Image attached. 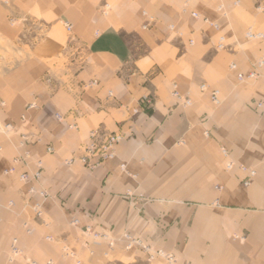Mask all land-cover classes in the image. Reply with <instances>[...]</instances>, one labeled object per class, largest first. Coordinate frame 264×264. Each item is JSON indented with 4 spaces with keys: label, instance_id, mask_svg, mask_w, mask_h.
<instances>
[{
    "label": "crops",
    "instance_id": "obj_1",
    "mask_svg": "<svg viewBox=\"0 0 264 264\" xmlns=\"http://www.w3.org/2000/svg\"><path fill=\"white\" fill-rule=\"evenodd\" d=\"M184 1L0 4V123L13 127L0 134V264H75L63 246L79 264H166L125 250L124 234L176 264H264V115L255 107L264 101V65L254 66L264 38H245L249 28L264 34L256 9L264 0H191L183 12ZM256 70L259 78L237 79ZM97 129L124 139L114 159L88 170L74 156ZM37 161L39 183L18 180ZM86 227L109 238L91 255ZM13 240L21 255L9 262Z\"/></svg>",
    "mask_w": 264,
    "mask_h": 264
},
{
    "label": "built area",
    "instance_id": "obj_2",
    "mask_svg": "<svg viewBox=\"0 0 264 264\" xmlns=\"http://www.w3.org/2000/svg\"><path fill=\"white\" fill-rule=\"evenodd\" d=\"M191 0H185L184 4H183V12L187 11L188 5L190 3ZM210 1H217V0H210ZM238 3H235V5ZM104 8L108 9V5H106ZM218 10H221V6H218L217 8ZM256 9L259 12H263L264 11V6H262L260 3H258L256 5ZM192 17L194 18H198L199 15L195 12H191L190 14ZM147 21L148 23H153L154 20L151 17H147ZM204 22L209 24L211 27H213L214 29H218V25L215 23H210L208 22L206 19H204ZM65 28L67 30V32H69L71 30V27L67 24H65ZM172 28V27H170ZM245 38L247 41H259L262 40L264 38V34L262 32L256 31L253 28H249L247 29L246 33H245ZM224 39L223 37H220L217 41V45L216 48L218 50H224L226 48V45L224 43ZM264 65V52L261 53L260 57L257 59L256 63H255V68H261ZM235 65L232 64L230 65V69H234ZM260 75L259 73L256 71H253L251 73H249L246 77L243 76L242 74H238L237 75V79L239 81H244V80H248V79H255V78H259ZM262 82L264 84V77H262ZM92 86L96 85V82L90 83ZM90 86V85H89ZM206 88L205 85H201L200 86V90L204 91ZM109 96H111V94H109ZM173 96L176 98H180L178 93L176 91L173 92ZM210 100L211 102L216 105L219 103V99H218V92L217 91H212L210 94ZM185 105L189 104V101L186 100ZM256 109L264 115V101H258L255 105ZM56 118L59 121L63 120V117L59 114L56 115ZM9 127V125L6 126H1L0 125V132L2 131H7V128ZM124 136L119 133V132H110L107 131L106 129H97V130H93L89 133L88 137H87V141L85 143H83L77 150L76 152V156H74L85 168L89 169V170H94L98 167H100L103 163L114 159L115 157V153H116V148L117 146L123 141ZM47 153H51L53 152L52 148L48 147L46 149ZM223 154L226 155V151L223 150ZM70 158L68 160H65L64 163L66 165H71L75 158ZM21 162L20 159H15L14 164L15 163H19ZM233 167L232 163H228L226 165V170H230ZM41 163L40 161L36 162V170L33 173H21L19 175V179L20 181L24 182V183H39L40 178H41ZM121 168L123 169L124 166L122 165ZM240 169L242 171H246L248 172L249 177H253L254 176V171L253 170H247L244 167H240ZM15 171V167L12 166L9 169L5 170V174H9V173H13ZM244 186H248L249 185V181L246 180L243 182ZM35 189L34 187H30L28 189V193L32 194L34 193ZM38 194L41 198H46L47 194L45 191L40 190L38 191ZM10 206H12V203L10 202ZM33 212L35 217L40 218L42 215V209H41V204L40 203H36L33 205ZM262 218L264 220V213L262 215ZM78 224V220L77 219H73L71 221V225L72 226H76ZM25 231L26 233H30V230L27 228V225H24ZM85 232L86 234L92 235L93 239L96 241V243L100 240H109V238L105 235V234H97L91 231L90 227H86L85 228ZM92 232V234H91ZM122 241L124 243H126V249H130L133 247V245H137L138 247L142 248L145 251H149V247L144 245L142 242L132 238L129 234H124L122 235ZM113 242L112 241H108V246L109 248H113ZM65 250V249H64ZM21 254L20 250L17 248L16 246V241L13 240L11 247H10V260H14L17 257H19V255ZM157 254H159L160 256L162 255V253L159 251ZM167 257V256H166ZM169 262L171 263L173 261L172 257H168ZM30 264H35L34 262H30ZM50 264V263H47Z\"/></svg>",
    "mask_w": 264,
    "mask_h": 264
},
{
    "label": "rangeland",
    "instance_id": "obj_3",
    "mask_svg": "<svg viewBox=\"0 0 264 264\" xmlns=\"http://www.w3.org/2000/svg\"><path fill=\"white\" fill-rule=\"evenodd\" d=\"M12 3H13V0H0V4L2 5V6H4L5 8H10L11 6H12ZM109 11V6H108V9L107 8H105L104 9V13H107ZM65 24H67V25H69L70 27H71V25L70 24H68L67 22H64L63 23V26H64V32H65V35H66V40H68V38L71 36V31H72V27H71V30L69 31V32H67V30H66V28H65ZM171 29V28H170ZM92 83H93V81H92ZM109 94H111V93H109ZM109 96V95H108ZM109 97H111V96H109ZM32 107V105H29L28 106V108H31ZM55 118H56V115H55ZM56 120L57 121H59L57 118H56ZM0 125L1 126H6V125H4V124H1L0 123ZM8 125V124H7ZM13 128V127H12ZM12 131H13V129H12ZM108 131V130H107ZM12 133V132H11ZM11 133L9 134V135H11ZM0 134H2L1 132H0ZM3 135V134H2ZM5 136H7V135H5ZM47 152V151H46ZM52 153V152H51ZM68 160V159H67ZM14 161H15V159H14ZM13 161V162H14ZM104 164V163H103ZM102 164V165H103ZM66 166H68V165H66ZM42 167V166H41ZM87 169V168H86ZM89 170V169H88ZM95 170V169H94ZM41 172H42V168H41ZM4 173H5V171H4ZM15 172H13V173H9V174H11V175H13ZM19 175L20 174H18L17 175V177H18V180H20L19 179ZM38 191H40V190H35L34 191V193L35 194H37L38 196H39V194H38ZM33 194V193H32ZM39 199L41 200V199H43V198H41L40 196H39ZM36 204V203H35ZM8 205L10 206V203H8ZM13 205V204H12ZM32 211H33V206H32ZM34 213V212H33ZM263 215V214H262ZM37 218V217H36ZM73 219H75V218H72L71 220H70V225H71V221L73 220ZM78 224H79V222H78ZM78 224L75 226V227H77L78 226ZM24 230H25V228H24ZM92 231V230H91ZM26 232V231H25ZM94 232V231H93ZM94 233H97V232H94ZM91 234H92V232H91ZM97 234H101V233H97ZM81 236H82V238H83V246H84V248L85 249H87L88 250V253H89V255H91V254H93V252H94V249H93V246H94V244L96 243V241L92 238L93 236L92 235H89V234H86V232H85V228H83L82 229V233H81ZM47 240H50V238L48 237V238H46ZM137 240V239H136ZM120 241L122 242V239L120 238ZM138 241H140V240H138ZM141 242V241H140ZM145 245V244H144ZM124 249L125 250H127L126 249V243H124ZM146 246H148V245H146ZM149 247V246H148ZM134 248H136V249H138L141 253H143V255L146 257V260H147V262L148 263H150V262H152V261H154L155 259H164L165 261H166V264H176L177 263V261H176V259H175V257L172 255V254H165V253H163L162 251H160L161 253H162V255L160 256L159 254H157L159 251H154V250H151V248L149 247V251H145V250H143L142 248H140V247H138L137 245H133V247L132 248H130V249H128V251L129 250H132V249H134ZM65 249V250H64ZM21 252V251H20ZM61 256L63 257V258H68V259H72L74 262H75V264H79V262H77L76 260V254L72 251V250H69L68 249V247H66V246H63L62 248H61ZM21 255V254H20ZM20 255H19V257H20ZM167 256V257H166ZM168 257H172V259H173V261L170 263L169 262V260H168ZM18 258V257H17ZM16 258V259H17ZM16 259H14V260H12V261H15ZM8 261L9 262H12L11 260H10V250H9V256H8ZM30 262L31 261H27L26 262V264H30ZM35 263V262H34ZM48 263H50L51 264V262H48ZM35 264H37V263H35ZM47 264V263H46Z\"/></svg>",
    "mask_w": 264,
    "mask_h": 264
},
{
    "label": "bare ground",
    "instance_id": "obj_4",
    "mask_svg": "<svg viewBox=\"0 0 264 264\" xmlns=\"http://www.w3.org/2000/svg\"><path fill=\"white\" fill-rule=\"evenodd\" d=\"M7 131H8V132H6V131H2L1 133H2L3 135H8V134L12 131V126H11V125H9V127L7 128Z\"/></svg>",
    "mask_w": 264,
    "mask_h": 264
}]
</instances>
